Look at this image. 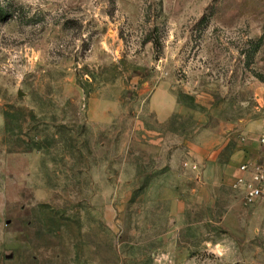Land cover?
<instances>
[{
	"label": "rangeland",
	"instance_id": "rangeland-1",
	"mask_svg": "<svg viewBox=\"0 0 264 264\" xmlns=\"http://www.w3.org/2000/svg\"><path fill=\"white\" fill-rule=\"evenodd\" d=\"M264 0H0V264H264Z\"/></svg>",
	"mask_w": 264,
	"mask_h": 264
},
{
	"label": "built area",
	"instance_id": "built-area-1",
	"mask_svg": "<svg viewBox=\"0 0 264 264\" xmlns=\"http://www.w3.org/2000/svg\"><path fill=\"white\" fill-rule=\"evenodd\" d=\"M258 142L264 146L263 135L258 137ZM230 186L246 203L264 201V153L261 161L240 162Z\"/></svg>",
	"mask_w": 264,
	"mask_h": 264
},
{
	"label": "crops",
	"instance_id": "crops-1",
	"mask_svg": "<svg viewBox=\"0 0 264 264\" xmlns=\"http://www.w3.org/2000/svg\"><path fill=\"white\" fill-rule=\"evenodd\" d=\"M239 163H240V162H239ZM239 163H238V164H239ZM238 164H237V165H238ZM236 172H237V166H236ZM236 172H235V173H236ZM235 173H234V175H235ZM234 175H233V176H234Z\"/></svg>",
	"mask_w": 264,
	"mask_h": 264
}]
</instances>
